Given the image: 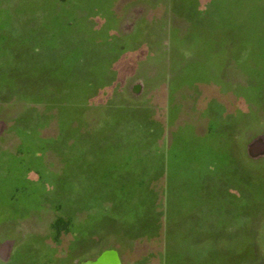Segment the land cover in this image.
Wrapping results in <instances>:
<instances>
[{"label": "rangeland", "instance_id": "rangeland-1", "mask_svg": "<svg viewBox=\"0 0 264 264\" xmlns=\"http://www.w3.org/2000/svg\"><path fill=\"white\" fill-rule=\"evenodd\" d=\"M92 162L264 192V0H0V172L56 185ZM33 204L21 220L56 213Z\"/></svg>", "mask_w": 264, "mask_h": 264}, {"label": "crops", "instance_id": "crops-1", "mask_svg": "<svg viewBox=\"0 0 264 264\" xmlns=\"http://www.w3.org/2000/svg\"><path fill=\"white\" fill-rule=\"evenodd\" d=\"M97 165L62 173L56 185L37 174L0 172V264H264L259 179L216 171L102 172ZM52 187L58 201L47 195ZM43 199L54 216L19 218L21 208Z\"/></svg>", "mask_w": 264, "mask_h": 264}, {"label": "trees", "instance_id": "trees-1", "mask_svg": "<svg viewBox=\"0 0 264 264\" xmlns=\"http://www.w3.org/2000/svg\"><path fill=\"white\" fill-rule=\"evenodd\" d=\"M61 220L57 219L56 222L54 223L55 228L59 229V224H60Z\"/></svg>", "mask_w": 264, "mask_h": 264}]
</instances>
